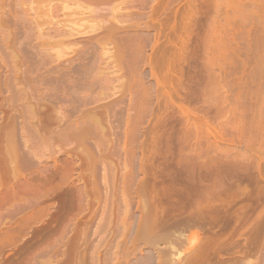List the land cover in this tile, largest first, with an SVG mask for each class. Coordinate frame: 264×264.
I'll list each match as a JSON object with an SVG mask.
<instances>
[{"label": "rangeland", "instance_id": "obj_1", "mask_svg": "<svg viewBox=\"0 0 264 264\" xmlns=\"http://www.w3.org/2000/svg\"><path fill=\"white\" fill-rule=\"evenodd\" d=\"M30 1L31 0H0V86H2L0 87V132H7L9 130V123L13 124V119L15 117L22 122V125L24 121L26 122H24L26 126L30 124V122L27 123V121L30 120L26 117L28 115L27 112L34 110L33 108H35V110L36 108L38 109L39 105L43 108L48 105L47 108L50 109L49 111H54L52 104V106L50 105L52 110L49 108L51 100L48 101L47 97L48 94H51L48 90L50 89L49 87L55 84H51V86L50 83L43 84V81H39V75L42 73L41 75L43 76L45 73L43 71H46L48 67L50 69L54 68V70L51 69L53 71L62 70V67L66 66L69 68V66H73L75 62L77 63V61H75L74 64L71 62H73V60H79L78 57H80L81 54H85V52L87 53L85 54L86 59L89 52L88 58H91L90 54L94 56L90 59L91 63L88 61L89 59L87 60L88 62H84L86 69L88 68V71L90 69L89 73L91 75L89 76H92V78L90 77V83L95 79L93 81L97 82L99 88L103 87L105 90V99L100 103H104L105 101L108 102V99L109 101L113 99L115 101L116 99L119 102L120 99L117 98V96H119L118 94H120L121 91L124 92V90L117 88V85L119 84L120 78L124 80L125 77L119 72L121 70L118 69V71L112 67L117 65L111 64L115 59V55L112 54L114 55L113 60L109 58L111 56H109V54L113 52L116 54L118 52L114 50V48L117 50L116 47L112 49L113 43H110V38L113 35H116L115 38H120L122 30L118 31V29H120L119 25L121 27L122 25L123 27H128V30L126 27V30L122 28L123 32L129 33V35L127 33L126 36L130 37V35H132L131 33H137L138 36L141 35L142 38L148 42L147 43L144 39L139 37L138 38L142 41H134V34L132 35L133 38L131 37L134 43L136 42L139 45L141 42L142 46L141 44L139 46L134 44L138 46V48L140 46L143 48L147 43L144 50L140 48L141 55L139 54L140 62L142 60V64H147L143 66L139 62L137 67L142 65L143 68L147 70L148 75L146 71H144L146 75L144 73L143 75L146 77L148 76L145 80H147V82L152 81V84L150 85L142 81L144 79L142 78L141 72L144 69L141 68L142 66L140 69L138 68L137 77L141 78V81L144 82V87L140 88L145 89L147 97L150 100L145 110V117L142 118L143 120L141 119L142 121H140L138 123L139 125L137 124L135 128L138 134V136L134 134L135 141L132 140V142L135 143L132 144L131 142L133 149H136V151L131 150L135 151L136 153L134 152V154L137 155L131 154L132 157H129L130 154L126 155L127 153H124L125 150L120 148L122 147V143L119 145L120 142L119 144L116 143L119 146L114 145L115 141L113 140L115 138H113V129L109 126L106 128L104 127L105 132L103 131V133L105 134V138L102 139L101 136V142H99V144L103 145H98V149H90L91 146L88 149V147H86L88 144H85L86 146L83 145L85 149L87 148V155H89L94 162L91 166V175L87 173L89 169H86L88 167H86V159L83 156L85 155V153H83L85 149L79 148L75 141H63V143H61L62 141L55 139L57 137H53V133L55 132L52 134L49 133L51 134L49 138L52 137L50 139L47 138L49 134L45 130L48 129L44 130L41 127L43 125L42 122H39V127L47 133H44V131H38L39 133H37L36 128L38 127L35 126H38V124H36L38 122L34 120L37 119L38 116L35 117V119L32 118L33 122L31 121L35 129H33L32 123L30 124L32 127H29V131L33 129L30 134L34 136L28 133V126L25 129L27 132L25 130V132L22 131V127L20 128V132L17 131L19 130V125H21L20 123L18 124L19 121H14V123H17V130H13L15 126L10 125L13 127L12 131L16 130L19 134H21V131L29 134V137H23L27 142L26 144L23 143L26 147L22 145V148H25L24 150L26 152L27 148H32V150L30 149L31 151L28 150L31 152L30 157L32 154H34V156L36 154L38 159L41 157L40 163H42L39 164V160L35 159L33 156V159H35L33 161L35 162L37 160L39 165L34 162L28 163V161L23 162L24 160H21V162L18 160L19 163L16 162V165L18 164L17 171L15 164L13 165L15 174H18L19 177L17 178L18 185L23 184L24 187H28L23 189V196L25 198L34 197L37 201L32 208H24L17 213V216L13 215V219L17 221L28 218V225L26 224L27 226L17 237L18 241H14L13 245L7 247L4 243L0 242V264H6L7 261L13 259L6 256L9 253L15 252H11L9 250L11 248V250L17 251L22 249L25 251L21 261L27 264H40L47 259L44 256H39L38 253L40 252L43 254L48 253V259H51L53 264H60L66 258L68 243L75 231L85 233L90 240L87 242L88 246L86 249V254L87 252L88 254L90 253V257H88L90 259H88L86 255L85 258L87 260L85 264H102L103 249L107 251V262L111 263L115 261L117 257L120 240H122V234H120L122 228L121 230L119 229L122 226L121 222L123 221L124 214H126L124 211L132 212L129 202L133 197V199L136 198L134 190L137 186L143 182L141 185L146 187L145 190L147 195L151 194V199L153 198V201L166 212L172 215L187 216L191 213L195 214L196 211L194 208L196 207L192 205V200L182 205V202H180L182 200L179 199L180 197L178 196L186 186L184 183L186 181L189 183L190 180H193L195 183H198L200 180V185L196 183L198 190L207 191L205 194L202 193L204 196L207 195L208 197V195H210L212 197L211 204H215L220 199H225L227 201L232 200V206H228L231 207V209L227 208V214L225 212H223V214L225 213L224 216H230L231 214L236 215L235 213H237L239 216H236H241V222L242 220L243 222L241 223L239 221L240 224L236 226L238 222H236V224L233 223L235 222L233 218H236L237 221L239 218L231 215L232 218L228 216L223 219V214L221 213L220 216H218L219 222L222 221L221 223H223V221L228 218H231L228 219L229 221H233L231 223L225 222L226 225L223 223L225 227L219 229L221 226H224L221 224V226L218 227L219 230L214 224L215 227L213 230L212 224L210 225V221H208L209 225L207 226H211L213 231H210L211 227H207V232L208 229H210L207 235L206 230H204L206 227L204 226L206 219H203L204 221H202V223L200 222L201 220L197 221V224L194 220L189 221L183 227L184 231L182 238L184 242L179 244V252L184 254V248L190 244L198 246L199 242L206 241L205 239H208L209 235L212 234V232L215 233L214 231L217 230L220 236H224L221 238L223 241L221 240V243L216 242L218 245H215L211 242L212 240L210 241V237L208 239L209 241H207L209 243L211 242V244L206 241L210 245L208 253L206 252L207 255L205 254L206 256H203V260L193 264H264V0H139L140 2L136 0L137 3H135L134 0H113L108 2L109 5L107 3H101V6L98 8L97 6L99 4H94L96 6H90L89 4V8V6H87L88 4L84 1V4L87 5L85 6L83 4V6L91 9V12L93 11L92 19L94 23L102 21L101 23H104V25L101 24L103 31L105 29L104 27H106L107 24L109 25L110 22L109 28L112 30L107 26L104 33L99 31L101 30L99 29L101 26H98V28L93 25L94 23H89L90 26L87 28L95 26L94 28L97 27L99 30H93L92 28V31H96L89 33V30L83 35L80 31L81 36L74 35V32H76L74 31V24H80L81 26V23H85L82 25L83 28L81 27L82 30H84L88 23L87 19L90 20L89 22H93L91 18H88L89 16L87 14H91L84 10L86 8L82 6V1L79 0V3L75 0V3H73L74 0H69L68 3H66L65 1L67 0H64L65 4H68L67 6L62 4L63 0ZM118 1L119 3L121 2V4L125 1L127 5L123 3L125 6H121V4H117ZM139 3L142 5L139 6ZM116 4L119 7L114 8V6H117ZM64 5L68 7V9H64ZM48 6L49 9H47ZM126 8L128 9L126 10ZM99 9L100 11H97ZM121 9L123 13L120 11ZM41 10L43 13L45 12L44 14L49 18L42 16L43 13ZM80 12L83 13L80 15L87 18L76 15V13L78 14ZM115 13H118V15L115 16ZM98 14L102 16H94ZM130 14L133 16L131 15L130 17ZM103 16L107 17V20L105 18H103L105 20H100V17L102 19ZM111 16H113L114 19ZM79 18L81 23H76V20L77 22L80 21ZM119 19L121 21H119ZM72 20H75L72 24L74 27L71 25L67 30L66 26L69 27L72 23L70 21ZM82 20L84 22H82ZM122 20L123 24L121 23ZM115 21L118 26H116L117 24H115ZM63 25H65L66 28ZM98 25H100V23ZM71 27L74 28V32L70 31V29L72 30ZM130 27L132 28L130 29ZM145 27H147V29H144ZM108 29L112 36H109ZM79 30H77L78 34ZM68 31L73 34V37L71 34L67 33ZM101 32L102 36L103 33L105 36L108 35L110 37H108L109 40L105 39L107 37L100 39L102 36L98 33ZM106 32L108 33L106 34ZM67 34L71 35V37ZM94 35H97V37ZM93 36L98 40L97 42ZM85 37H88L87 40L90 38L88 46L87 43L86 46L90 50H92L91 48L93 47V52L90 50H88L89 52L86 51L87 47H84L85 43L83 44L85 51H82V44H80L82 42L80 41H82V39L85 41ZM91 38L93 39L92 42H90ZM121 38H125V36ZM138 38L135 39L137 40ZM111 39L112 42L116 40H114L113 37ZM69 40L71 41L70 44L74 46L75 51L77 47L79 48L80 55L78 50L76 55L72 54L74 52L73 50L71 53L73 46H71L69 50L68 46L65 45L66 48L63 49L64 43H69ZM61 41H63V43ZM75 41L80 43L77 44ZM143 41H145V43ZM72 42H75L77 46ZM91 43L92 46L89 45ZM115 43L117 42L115 41ZM61 49L65 52L63 53ZM24 50H26V53ZM59 50L62 51H60L61 53L66 54L65 56L62 55L63 58H61L62 56L60 54L61 57L57 59V57H55V52H59ZM104 50H107L106 55L108 54V57L103 55ZM67 51L70 52L68 53ZM149 53H151V56L148 55ZM23 55H25V57ZM73 55L79 56L77 58L75 57V59ZM70 56L74 58L70 62L72 65L65 62V59L66 61L71 59ZM81 56L84 57V55ZM25 59H32L34 63L31 60L30 65H28ZM42 63H45V65ZM31 64L32 69H30L31 67L28 68ZM75 65H78V63ZM56 67H58L57 70L55 69ZM67 67L66 70H68ZM149 68L152 70L154 69V71H152L155 72V74L153 73L155 75L153 78L156 77L155 80L159 81L160 84L158 83V85L160 87L157 86L156 81L149 76V74L152 73ZM140 70L141 72H139ZM33 71L35 72L32 73ZM53 71V74L57 73ZM116 71L119 73L117 74ZM59 72L62 73L60 70ZM84 72L86 71H83V73ZM48 74L54 76L51 73ZM86 74L87 76L84 77ZM86 74H83L84 79L86 78L85 81L89 80L88 73ZM46 75L47 74L44 76ZM35 77L39 78L35 80ZM83 77L82 80L84 81ZM160 77L162 78L160 79ZM141 81L139 79L138 83L140 84ZM121 82L124 81L121 80L120 83ZM145 84L148 86L149 90L152 88L151 91L148 92V89L145 88ZM94 85L91 86L90 84L86 86L92 90ZM98 86H95V88ZM114 86L117 89H111V87ZM141 86H143V83ZM60 87L64 86L61 85ZM155 87L158 88L155 89ZM94 89L89 92L84 86L83 90L89 92L92 97L95 90H98ZM157 89L159 91H157ZM52 90L50 89L51 92ZM71 90L72 88L69 89L70 92ZM75 91L76 94L69 92L72 94V101L78 100L81 94H83L76 88ZM75 91L73 90L72 92ZM98 91H96V93ZM102 91L103 90H101V92ZM92 92L93 94H91ZM125 92L127 91L125 90ZM102 93L101 95L103 96L104 93ZM84 95L85 94H83V97ZM90 95L86 94V98L89 101H91ZM127 95L130 98L128 93L123 95V98L127 97ZM97 96L99 98V95ZM128 97L125 99L129 100ZM92 98L95 99L97 97L93 95ZM125 99L120 103L123 106L128 103ZM73 104L77 105L76 103H69V107L68 103H66L65 106L67 105V109L69 108L70 110L73 108ZM120 104L119 106L126 110V106L122 107ZM36 105H38V107ZM71 105L73 106L71 107ZM62 106L64 107V104ZM90 107L92 108L93 105H88L85 110L90 109ZM26 108L32 109L28 111ZM78 108L80 111H78L79 109H75L80 113L73 108L76 111V113L74 110L72 111L75 113V116L81 115L82 107L79 106ZM41 109L36 110V112H39ZM61 110H63V113L67 112L68 118L71 117L68 111H64V109ZM24 111L26 114H23ZM86 111L88 112V110ZM36 112H33V114ZM55 112L56 111L52 113L62 117L63 113L55 114ZM124 112L126 111H123V117H121L120 122L125 120L124 116H126V113ZM37 113L35 115H37ZM130 113L131 112L127 114ZM84 114L86 113L83 111L82 115ZM74 115L72 114V116ZM28 116L30 117V115ZM74 117L69 120L73 122V120L77 118ZM39 121L41 120L39 119ZM105 123L103 122V124ZM7 125L8 128L6 127ZM123 126L124 123H122V127ZM109 128H111L113 132L109 130ZM42 129L38 128V130ZM50 130L49 132H51ZM2 133L4 132L0 133V136H2L0 139V148L3 149L1 152H5L8 146L5 147V145H3L2 147L1 142L3 140V144L6 143V138L3 139V136L7 134L5 135L4 133L3 135ZM8 134L9 137H11L10 130ZM41 136L44 137L41 138ZM9 137L7 136L10 141ZM136 137L138 138L136 139ZM14 139H16V136ZM42 139L44 143H42ZM24 140L22 142H25ZM128 146L132 148L130 144ZM22 148H19V150H21L19 153H22ZM141 159L142 161L140 163L139 160ZM6 162L8 161L6 160ZM138 162L142 166L141 173L137 169ZM4 163L5 161H3V163L0 162L3 167L12 165H5ZM129 165H133L132 167L135 169H133L134 171L131 173L134 175L132 179L130 178L133 175L131 176L129 174L131 177H126L130 170ZM64 168L67 171V175L64 179L63 186L59 190L52 192L48 191V185H43L41 183L43 175H52L54 171L58 169L65 170ZM9 170L10 167L7 169V172H9V174H7L10 176L13 170L12 168L11 172ZM80 172L83 174L81 181L78 183ZM188 175L191 178H189ZM11 176L14 177L15 175ZM9 180H6V182H9ZM12 181L13 178H11L10 183ZM16 181L12 183L15 184ZM193 181L191 182L193 183ZM218 182L220 186L224 184L226 188L230 187V192L235 187L233 190L234 192L228 193L227 196V192L229 191L226 190L227 192L225 193V189L223 190L221 188L220 190ZM232 183L238 184L239 186H237V188L239 187L240 189H237L235 184ZM32 184L33 188L31 187ZM183 184L185 186H182ZM195 186L193 185L192 187L195 189ZM186 187L189 189L191 186L189 185ZM181 188L182 190H180ZM67 190L72 192L75 190L80 191L79 193H81L82 196L80 195L79 202L68 207L65 211L64 218H62L65 220L57 222L56 224L52 221L55 216H57L60 207L59 199ZM2 191L5 193L8 189L1 190V192ZM1 192L0 194H2ZM162 193L163 195L165 194V197H163ZM232 193L235 194V198L232 196ZM193 194V192L189 194L191 197H189L190 199H192ZM189 198H187V200H190ZM246 200L250 202V204L246 202L250 205L248 209H246L247 205H244L246 204ZM243 205L246 211L243 210L244 208L242 209ZM127 209H129V211ZM229 210H233L235 213H228ZM128 214L129 213L126 215ZM8 215L9 214L6 212L3 213V217L7 218ZM257 221L260 225L257 224ZM205 223H207V221ZM233 224L236 226L235 229L233 228ZM255 224L260 226L256 227L257 229L259 228L257 231H255ZM1 227L3 226H0V228ZM3 229L4 228H1L0 231ZM38 230L40 233H37ZM4 231L5 230H3V232ZM3 232L0 236L3 235ZM205 233L206 235H204ZM216 233L214 235H216ZM60 234L62 235L61 238H59ZM37 237L40 238L39 242L37 241ZM215 237L216 236H214V238ZM17 238L15 240H17ZM95 250L96 253H100L99 258L95 256V252L93 253ZM88 260L91 262L88 263Z\"/></svg>", "mask_w": 264, "mask_h": 264}, {"label": "bare ground", "instance_id": "obj_2", "mask_svg": "<svg viewBox=\"0 0 264 264\" xmlns=\"http://www.w3.org/2000/svg\"><path fill=\"white\" fill-rule=\"evenodd\" d=\"M52 1V0H51ZM68 1L69 0H67V1H65L66 3H68ZM79 3H80V1H82L81 3H82V6H83V4L86 2L87 4V6H89V4H90V6H93L94 4H99L98 6H97V8L99 7V6H101L100 4L101 3H107L108 5H109V3L108 2H111V1H113V0H77ZM85 1V2H84ZM119 1H121V0H119ZM119 1H118V3L117 4H121V2L119 3ZM127 1V0H126ZM129 1H131V0H129ZM133 1V0H132ZM135 1V3H137V1L136 0H134ZM139 1V0H138ZM30 2H34L33 0H31ZM48 2V1H47ZM65 2H64V0L62 1V4H65ZM71 2H73V1H71ZM115 2V1H114ZM140 2V1H139ZM73 3H75V0H74V2ZM116 3V2H115ZM123 3H125V1H123L122 2V4H121V6L122 5H124ZM127 3V2H126ZM125 3V5H127ZM133 3V2H132ZM131 3V4H132ZM29 4H31V3H29ZM28 4V5H29ZM34 4V3H33ZM50 4V3H49ZM107 4H106V6H107ZM116 4V5H117ZM140 5L139 6H141L142 4L141 3H139ZM32 5V4H31ZM31 5H29V6H31ZM46 5V4H45ZM47 5H48V3H47ZM66 5V4H65ZM64 5V9H68V7H66ZM74 5V4H73ZM80 5V4H79ZM85 5V4H84ZM85 5V6H86ZM124 5V6H125ZM50 6V5H49ZM49 6H48V8L47 9H49ZM76 6V5H75ZM90 6H89V8H90ZM94 6H96V5H94ZM110 6H112V5H110ZM124 6H123V8H124ZM138 6V5H137ZM71 7V6H70ZM84 7V6H83ZM115 7H119L118 5L117 6H114V8ZM51 8V7H50ZM76 8V7H75ZM84 8H86V9H84ZM84 8H82V9H84L85 11H87V13L89 12L91 15H89V14H87L89 17L88 18H91L92 19V12H91V9H89L88 7H84ZM104 8V7H103ZM108 8H110V7H108ZM105 9V8H104ZM112 9V8H111ZM128 8H126V10H127ZM51 10V9H50ZM84 10H82V11H84ZM90 10V11H89ZM102 10V9H101ZM106 10H107V7H106ZM110 10V9H109ZM44 11V10H43ZM84 11V12H85ZM97 11H100V9L99 10H97ZM104 11V10H103ZM111 11V10H110ZM113 11H115V10H113ZM122 13H123V11H122V9L120 10ZM119 11V12H120ZM124 11H125V9H124ZM41 12H42V10H41ZM50 12V11H49ZM48 12V13H49ZM73 12V11H72ZM76 12V11H75ZM96 12V11H95ZM43 13V12H42ZM45 13V12H44ZM43 13V15L42 16H44V17H48L46 14H44ZM97 13H99V12H97ZM110 13H112V12H110ZM114 13V12H113ZM130 13V12H129ZM128 13V14H129ZM80 14H83V13H76V15L78 16H83V15H80ZM96 14V13H95ZM101 14V13H100ZM116 14V13H115ZM120 14V13H119ZM118 15V13L115 15V16H117ZM131 15L132 14H130L129 16L131 17ZM91 16V17H90ZM94 16H102V15H94ZM107 16V15H106ZM110 16V15H109ZM114 16V15H113ZM113 16H111V17H113ZM114 16V17H115ZM120 16V15H119ZM127 16V15H126ZM133 16V15H132ZM85 16H83V18H84ZM108 17V16H107ZM107 17H102V19H101V17H100V20H105ZM114 17H113V19H114ZM122 17H123V14H122ZM49 18V17H48ZM85 18H87V17H85ZM103 18H105V19H103ZM110 18V17H109ZM115 18H117V17H115ZM125 18V17H124ZM112 19V18H111ZM79 20H80V18H79ZM84 20V19H83ZM82 20V22H84ZM86 20V19H85ZM95 20V19H94ZM107 20V19H106ZM75 21V20H74ZM74 21L72 20V21H70V22H72L70 25H69V27L68 26H66L65 27V25H63L67 30L70 28V26L74 23ZM90 20H88L87 19V26H86V28L84 29V30H82V25H84L85 23H81V20L79 21V22H77V20H76V23H81L82 25L80 26V24H74V26H75V30H74V28H72V30L70 29V31H76V32H74L75 34V36H81V34L83 35L84 33L86 34L89 30V33L90 32H95V31H92V28H93V30L94 29H98L100 26H101V22H98V23H94V21H93V19H92V23L91 22H89ZM96 21V20H95ZM98 21V20H97ZM109 21V20H108ZM116 21H118V20H116ZM115 21V24H117V22ZM119 21H121L120 19H119ZM112 22V21H111ZM89 23L90 24H93V25H95V26H99L98 28L96 27V28H94L95 26H93V27H90V28H87V27H89L90 25H89ZM100 23V25H98ZM119 23V22H118ZM122 24H123V20H122V22H121ZM65 24V23H64ZM68 24V23H67ZM121 24V25H122ZM102 25H104V23L102 24ZM109 25H110V22H109ZM108 24H107V26H108V28L110 27ZM58 26V25H57ZM73 26V25H72ZM73 26V27H74ZM77 26V27H76ZM80 26V27H79ZM107 26L106 27H104L105 29L107 28ZM116 26H118V24L116 25ZM140 26V25H139ZM82 27V28H81ZM85 27V26H84ZM102 27V26H101ZM99 28V29H101V30H99V31H102V29H103V27L102 28ZM119 27H120V29H118V31L120 30H122V32H121V36H120V38H115L116 37V35L114 36H112L111 35V33H110V30H112V29H108L109 31V33L108 32H106V34L108 33V34H110L109 36H112L113 37V39L118 43V46H117V43H115V41L114 42H112L111 40V38L108 36V35H104V33H105V29L102 31V32H104L103 33V36H102V32L101 33H98L100 36H102L100 39H103V37H107V38H105V39H108L109 40V38H110V43H113L112 45V49H113V47H116L117 48V50L114 48V50L115 51H118L116 54H115V52H113V53H111V54H109V58H112V60H113V58H114V55H115V59H114V61H115V63H114V61H112L111 62V64L113 63V64H117L116 66H112V67H114L115 68V70H121V71H119L121 74H122V76H124V77H122V78H124V80L123 79H121L120 78V81L122 80V81H124V82H121L120 83V81H119V84L117 85V88H121L122 90H124V92L123 91H121L120 92V89H119V92H120V94H118L119 96H117V98H119L118 100H119V102L115 99V101H114V99L112 100V101H109V99L107 100L108 102H104V103H100L103 99H105V93H104V88L103 87H101V88H99V86L97 85V82L96 81H93V80H95V79H93L92 81H93V84H92V81H91V83H90V77L92 78V76H89V75H91L89 72H90V69H89V71L86 69V65L84 66V64L86 63L85 61H87L88 59V61H90V63H91V60L90 59H92V57H94V56H92L93 54H90L91 55V58L89 57L88 58V56H89V51L88 50H90V49H88V41H89V39L87 40V38L90 36H88V37H85V41H83V39H84V37H83V39H82V41H80V42H82V43H80V42H76V41H78V40H76L75 42L78 44V43H80V44H82L81 46H82V48H83V44H84V47L86 46V43H87V52H89L88 53V55H87V59H86V55L85 54H87L86 52H85V54H81V55H84V57L83 56H81L80 55V51H79V48L77 47L76 48V51H75V49H74V46L73 45H71L70 43H71V41L69 40L68 42L69 43H67L66 42V44L64 43V46H63V49L64 48H66L65 47V45L66 46H68V49L70 50L71 49V46H73V49H71V53L72 54H74V55H76L77 53V50H78V52H79V55H80V57H78V56H74L73 55V57L75 58H77L78 57V59L80 60H73L74 58L73 57H71L70 56V60L68 61H66V59H65V62H68L69 64H70V62H71V60H73V62H71V63H73L74 64V62L75 61H77V63H78V65H75V64H77L76 62H75V64L73 65V66H69V68H68V70H66V67H62L63 69L61 70V69H59L62 73H60L59 72V70L58 71H53L54 70V68H51V69H53V70H51L49 67H48V69H49V71H48V69L46 70L47 71V73H46V71H43V72H45L44 73V75L45 74H47L46 76H42L41 74L39 75L40 76V80L39 81H43V84L44 83H50V86H51V84H55V85H52L51 87H49L51 90H52V92L50 91V89H48L49 90V92L51 93L50 95L48 94V101H50L51 100V102H50V104H49V108H51V106L52 107H54L53 108V110L54 111H56L55 112V114H57V113H63V110H61V109H64V111H68V113L70 114L69 116H71L70 118H68V114H66V113H63V115H62V117H60V115H54L52 112H54V111H52V112H50L49 110L50 109H48L47 108V103H46V107H42V106H40L39 104V107H38V105H36L37 107H38V109L36 108V110H39V109H41L38 113L36 112V110H35V108H33L34 110H32L33 112H36L37 113V115H35L36 113H34L33 114V112L31 111V109H28V108H26V109H28V111L30 110L31 112H27V114L28 115H30V117L27 115H25L26 117H28L29 119V121H27V123L28 122H30V124L33 122V120H32V118H34L35 119V117H40V118H38L37 117V119H35L34 121L36 122V120H37V122L38 123H36V124H38V126L36 125L35 127H38L39 129H48V130H45V131H47L48 132V134L49 133H53V132H55V133H53L54 135H56V136H54L53 135V137L55 138V137H57V138H55V139H59L60 141H62L61 143H63V141H66V142H70V140L71 141H75V142H77V145H78V147L80 148L81 147V149H85L84 147L86 146L85 144H88V146H86V147H88V149L90 148V146H91V148L90 149H98V145H103V144H99V142H101L100 140H101V136H102V139H104L105 137V134L103 133V131H104V129L107 127V126H109V127H111L112 129H113V131L111 130V128H109V130H111L112 132H113V135H114V137L113 138H115L113 141H115L114 143V145H117V144H119V142H120V144L119 145H121V143H122V147H120V148H122V149H124L125 150V152L124 153H127L126 155H129L130 154V156L129 157H132L131 156V154L133 155L134 154V152L136 151V149H133V146H132V144H134L133 142H132V140H134L135 141V137H134V134H137V132H136V126H137V124L140 122V121H142L143 119L142 118H144L145 116H144V114H145V110L147 109V105H148V103H149V100L150 99H148V97H147V93L145 92V89L144 88H140V87H144V82H146V83H148V84H152L150 81V83L149 82H147V80H145L147 77L146 76H144L143 75V73H144V71H146V74L148 75V72H147V70H145L144 68H143V66H145L144 65V63L142 64V60H141V62H140V60H139V54L141 53V51H140V48H142L141 46H142V44H141V42H140V44H141V46L138 48V46L140 45H138L136 42H139V38H142V36L140 37V36H138V34L136 33H131L132 35L134 34V38H133V36L132 35H130V37L129 36H126V34L128 33H125V31L123 32V29L124 30H128V27H126V29H125V27H123V25H122V27L119 25ZM76 28H78V29H76ZM123 28V29H122ZM132 27H130V29H131ZM137 28V27H136ZM79 29H81V30H79ZM144 29H147V27H145ZM66 30V31H67ZM77 30H79L78 32H79V34L77 33ZM87 30V31H86ZM142 30V29H141ZM70 31H68L67 33L68 34H71V32ZM80 31H81V34H80ZM86 31V32H85ZM72 32V33H73ZM83 32V33H82ZM134 32V31H133ZM136 32V31H135ZM88 33V34H89ZM124 33H125V35H124ZM67 34V35H68ZM77 34V35H76ZM97 34V35H98ZM114 34V33H113ZM72 35V37H73V34H71ZM71 35H68V36H70L71 37ZM97 35L95 36V37H97ZM125 36V38H121V37H124ZM128 35H129V33H128ZM135 35H136V37H135ZM93 36V37H94ZM65 37V36H64ZM91 37V36H90ZM94 37V39L96 40V42L98 41L96 38ZM109 37V38H108ZM127 37H129V38H127ZM133 38V40L134 41H136L135 43H134V41H132V38ZM139 37V38H138ZM61 38V37H60ZM135 38H138L137 40L135 39ZM130 39V40H129ZM142 39H144V38H142ZM68 40V39H67ZM94 40V41H95ZM145 40V39H144ZM74 41V40H73ZM93 41V39L91 38V40H90V42H92ZM140 41H142V40H140ZM146 41V40H145ZM145 41H143L144 43H145ZM62 43H63V41H61ZM60 42V43H61ZM75 42H72V43H74V45H76V43ZM147 42V41H146ZM148 43V42H147ZM146 43V44H147ZM70 44V45H69ZM116 44V45H115ZM134 44H136V45H138V46H135ZM145 44V45H146ZM90 46H92V43L91 44H89ZM145 45L143 46V50H144V47H145ZM70 46V47H69ZM77 46V45H76ZM90 46H89V48H90ZM94 46V45H93ZM80 49H81V47H80ZM85 48H83V52L85 51L84 50ZM92 50H90L91 52H93V47L91 48ZM141 49V50H142ZM62 50V49H61ZM61 50H59V52L58 51H56L55 52V57H57V59L59 58V57H61L62 55L63 56H65V54H63L65 51L64 50H62L63 51V53H61L62 51ZM73 50V51H72ZM113 50V51H114ZM25 51V53H26V50H24ZM61 51V52H60ZM81 51V52H82ZM107 51V50H106ZM106 51L104 50L103 52V55H105V56H107L106 55ZM112 51V50H111ZM68 52V51H67ZM70 52V51H69ZM68 52V53H69ZM82 52V53H83ZM144 52V51H143ZM24 53V52H23ZM27 53H30V52H27ZM107 53H109V52H107ZM60 54H61V56H60ZM112 54H114V55H112ZM151 53H149L148 55H150ZM25 55H28V54H25ZM25 55H23L24 57H25ZM68 55V54H67ZM117 55V56H116ZM141 55V54H140ZM63 56L61 57V58H63ZM69 56V55H68ZM144 56V55H143ZM151 56V55H150ZM175 56V55H174ZM108 57V56H107ZM75 58V59H76ZM141 58V57H140ZM27 59H28V57H27ZM107 59V58H106ZM161 59V58H160ZM26 60V59H25ZM32 60V59H31ZM31 60H26V62L28 63V65H30V63H31ZM174 60H176V59H174ZM30 61V62H29ZM33 61V60H32ZM59 61H61V60H59ZM58 61V62H59ZM80 63H79V62ZM87 61V62H88ZM146 61V60H145ZM144 61V62H145ZM85 62V63H84ZM141 63L142 65V67L141 66H139V67H137V65H138V63ZM33 63H34V61H33ZM32 63V64H33ZM36 63V62H35ZM61 63V62H60ZM32 64H31V66H29L28 68H30V69H32ZM43 65H45V63H42ZM150 64V63H149ZM58 65V64H57ZM62 65V64H61ZM70 65H72V64H70ZM60 66V65H59ZM148 66V65H147ZM152 66V65H151ZM51 67V66H50ZM140 67L141 68H143V69H141V70H143L142 72H141V70L139 71V72H141L142 73V76L141 75H139L140 77H142L144 80H142L141 78H139V77H137V75H138V68L140 69ZM149 67V66H148ZM27 68V67H26ZM27 68V69H28ZM36 68V67H35ZM57 68L58 67H56L55 69L57 70ZM65 68V69H64ZM84 68H85V70H84ZM113 68V69H114ZM117 68V69H116ZM153 68V67H152ZM44 69V68H43ZM82 69H83V71H86V72H84L83 73V71H82ZM150 70H151V72L152 71H154V69L152 70L151 68H149ZM35 70V69H34ZM37 70V69H36ZM64 70H66L65 72H63ZM32 71V70H31ZM39 71H40V68H39ZM52 71L53 72H57V73H52ZM88 71V72H87ZM149 71V70H148ZM26 72H27V70H26ZM35 71H33L32 73H34ZM59 72V73H58ZM115 72V71H114ZM118 72V73H119ZM25 73V72H24ZM48 73H51L52 75H54V76H51L50 74H48ZM86 74V73H88V76H89V80H87V81H85L86 80V78L84 79V77H86L87 76V74L83 77V74ZM116 73H117V71H116ZM117 73V74H118ZM140 73V74H141ZM155 72H152V73H150L149 74V76H151V78H153L155 75ZM36 74V73H35ZM82 74V75H81ZM98 74V73H97ZM145 74V73H144ZM145 74V75H146ZM153 74V75H152ZM98 75H100V74H98ZM114 75V74H113ZM83 77V79H84V81L82 80V77ZM145 77V78H144ZM36 78L38 79L39 77H35V80H36ZM140 79V81L142 80V81H144V82H142L141 81V83L139 84L138 83V81H139V79ZM150 78V77H149ZM162 77H160V79H161ZM88 79V78H87ZM126 79H127V81H126ZM154 80L156 79V77L155 78H153ZM116 80V79H115ZM119 80V79H118ZM149 80V79H148ZM126 81V82H125ZM156 81V80H155ZM154 81V82H155ZM87 84H86V83ZM96 82V83H95ZM115 82V81H114ZM1 83V82H0ZM69 83V84H68ZM73 84V85H71V84ZM99 83H100V81H99ZM142 83H143V86H141L142 85ZM158 83H159V81L157 80L156 81V84H157V86H159L158 85ZM89 86L90 84H91V86H93L94 84H96V85H94V87H92L93 89L95 88V86H98L97 88H95V89H98V90H100V91H98V90H95V93L93 94V92L91 93V94H93L94 95V97H97V98H92L93 97V95H92V97H91V95H90V91H93V89L92 90H90L87 86ZM89 84V85H88ZM112 84V83H111ZM155 84V83H154ZM160 84V83H159ZM3 85V84H2ZM41 85V84H40ZM47 85V84H46ZM64 86V87H60V86ZM100 85V84H99ZM102 85V84H101ZM140 85V86H139ZM150 85H149V88H150ZM162 85V84H161ZM49 86V85H48ZM57 86V87H56ZM74 88H73V87ZM84 86H85V89L87 90H89V92H87L86 90H83L84 89ZM107 86V85H106ZM122 86H123V88H122ZM145 86H146V84H145ZM156 86V85H155ZM0 87H2V86H0ZM54 87V88H53ZM87 87V88H86ZM107 87H109V86H107ZM160 87V86H159ZM70 88H72V90H71V92L69 91V89ZM75 88L77 89V90H80V93H83V94H85L84 95V97H83V94H81V96L78 98V100H74V101H72V94H70V93H75L76 94V91H75ZM103 88V89H102ZM113 88H116L115 86L114 87H111V89H113ZM116 88V89H117ZM145 88H147L148 89V86H146ZM156 88H158V87H155V89ZM107 89V88H106ZM151 89L152 88H150V90L148 89V92L149 91H151ZM75 91V92H72V91ZM101 90H103L102 92L104 93H102L101 92ZM114 90V89H113ZM112 90V91H113ZM125 90L127 91V92H125ZM81 91H84V92H87V93H84V92H81ZM96 91H98L97 93H96ZM109 91H110V89H109ZM157 91H159L158 89H157ZM48 92V93H49ZM70 92V93H69ZM103 94V96L101 95V93ZM116 92V91H115ZM69 93V94H68ZM100 93V94H99ZM108 93H110V92H108ZM126 93H128L129 94V96H130V98L128 97V95H127V97H128V99L129 100H127V99H125V98H127V97H124L123 98V95H125ZM74 94V95H75ZM78 94V93H77ZM86 94H88V95H90V97H91V101H89L86 97ZM116 94V93H115ZM115 94H113V95H115ZM47 95V94H46ZM45 95V96H46ZM79 95V94H78ZM97 95H99V98H98V96ZM107 95V94H106ZM121 95H122V98H121ZM149 95V94H148ZM107 96H110V95H107ZM74 97H77V96H74ZM89 97V96H88ZM89 97V98H90ZM101 97H104V98H101ZM110 97H112V96H110ZM110 97H108V98H110ZM93 99V100H92ZM106 99H107V97H106ZM123 99H125V101L127 100V102L128 103H126V104H124V106H126L125 108H126V110L125 109H122L121 108V106H119V104L120 103H122L121 101L123 100ZM72 101V102H71ZM117 101V102H116ZM103 102V101H102ZM113 102V103H112ZM124 102V101H123ZM66 103H68V105H69V103H76L77 105H71V107L73 106V108L75 109H79L78 107L79 106H81L82 108V112L84 111L86 114H84V115H82V112H81V115L79 114V116H81V117H79L78 115V117L77 116H75L74 114L76 113V111L72 108V109H70L69 110V108L67 109V105L65 106V104ZM119 103V104H118ZM52 104V105H51ZM64 104V107L62 106ZM51 105V106H50ZM88 105L90 106V105H93V107L91 108L90 107V109H86V110H88V112L85 110V108H87L88 107ZM120 105H122V104H120ZM34 106V105H33ZM85 106H87V107H84ZM123 105H122V107H124ZM31 107V106H30ZM35 107V106H34ZM69 107H70V105H69ZM84 108V109H83ZM51 110H52V108H51ZM57 110H61V111H57ZM75 111V113L74 112H72V111ZM27 111V110H26ZM78 111H80V109L78 110ZM77 111V112H78ZM123 111H126V112H124V113H126V116H124L125 118V120L122 122H120V120H121V117H123L122 116V114H123ZM129 112H131L130 114H127V113H129ZM30 113V114H29ZM78 113H80V112H78ZM23 114H26V112L24 111L23 112ZM22 114V115H23ZM65 114V115H64ZM72 114L75 116H72ZM103 114H104V116H103ZM32 115V116H31ZM39 115H41V116H39ZM53 115V116H52ZM15 117V116H14ZM13 117V118H14ZM72 117H74V118H76V119H74L73 120V122L71 121V120H69V119H71ZM105 117V118H104ZM12 118V119H13ZM16 118V117H15ZM15 118L13 119L15 122H18L19 120H17V118H16V120H15ZM20 118V117H19ZM27 119V118H26ZM39 119L41 120V121H39ZM142 119V120H141ZM23 120V119H22ZM25 120V119H24ZM14 121H13V124L11 123H9V128H8V125L6 126L9 130H10V136L11 137H9V134H8V132H9V130L7 131V132H5V131H1V132H4L5 133V135L6 136H3V139H5L6 140V143H4L3 144V140H2V142H1V145H2V147H3V145H5V147L6 146H8L6 149H5V152H1V151H3V149L2 148H0V162H2L3 163V161H5V165H11V166H7V167H3L2 166V164H0V166H2V167H0V192H1V190H7L8 189V191L7 192H1L2 194H0V226H3V227H1V228H4L3 230H5L4 232H3V230L2 231H0L1 233L0 234H2V232H3V235L2 236H0V242H2V243H4V245L5 246H7V247H9L10 245H13V243H14V241L16 242V241H18V235L21 233V231L28 225L27 224V221L29 220L28 218H25V219H23V220H20V221H17V220H15V219H13V215H15V216H17V213L19 212V211H21V210H23L24 208H27V207H29V208H32L33 206H35V203H36V199L34 198V197H31V198H25L24 196H23V189L24 188H28V187H24L23 186V184H19L18 185V179L17 178H19L18 177V174H15V168L13 169V165L15 164V167H16V171H17V165H16V162L17 163H19V161H23V162H27L28 161V163H31V162H34L33 160H35V159H37V160H39V164H41L40 163V158L41 157H39V159H38V156L35 154V156L37 157H35L34 156V154H32V156L30 157V153L31 152H29V151H31L32 150V148H27L26 150H27V152L24 150L25 148H22V145L24 146V147H26L24 144H26V142L27 141H25L24 140V136H28L29 134H30V132L33 130V129H35V127H34V125H33V123L31 124V125H33V129H30V131H29V127L31 128L32 126L30 125V124H28L27 126H28V133H24L26 130V122L24 123L23 122V125H22V122L21 121H19L18 122V124L20 123L21 125H19L20 127L18 128L19 130H17V123H14ZM32 121V122H31ZM71 121V122H70ZM11 122H12V120H11ZM39 122H42V128L41 127H39ZM103 122L105 123V124H103ZM122 123H124V126L122 127ZM25 124V125H24ZM141 124V123H140ZM12 125H14L15 127L13 128V127H11ZM139 125V124H138ZM22 127V128H21ZM105 127V128H104ZM12 128H13V130L14 129H16L17 131H19L20 132V128H21V130L22 131H24V132H22L21 131V134L23 135H21V134H19L16 130L15 131H12ZM38 128H36L37 130V133H39L38 131H40V132H42V131H44L43 129L42 130H38ZM138 128V127H137ZM5 129V130H6ZM51 129V130H50ZM135 129V130H134ZM49 130L51 131V132H49ZM116 130V131H115ZM117 130H119V131H117ZM26 131V132H27ZM35 131V132H36ZM44 131V133H47V132H45ZM122 131V132H121ZM136 132V133H134V132ZM0 132V133H1ZM105 132V131H104ZM4 133H2L3 135H4ZM32 133V132H31ZM34 133V132H33ZM1 134V135H2ZM25 134V135H24ZM51 134H49L48 136H47V138H49V136L51 135ZM102 134H104V135H102ZM123 134V135H122ZM30 135H32V134H30ZM35 135H36V137H37V134L35 133ZM43 135V134H42ZM7 136L9 137V139H10V141L8 140V138H7ZM16 136V139H14V137ZM32 136H34V135H32ZM31 136V137H32ZM39 136H40V134H39ZM39 136H38V138H39ZM111 136H112V133H111ZM136 136V135H135ZM137 136H138V134H137ZM1 137L2 136H0V139H1ZM29 137V136H28ZM44 136H41V138H43ZM52 137V136H51ZM50 137V138H51ZM49 138V139H50ZM138 137H136V139H137ZM40 139V138H39ZM46 139V138H45ZM8 140V141H7ZM25 141V142H22V141ZM26 140H27V138H26ZM43 140V139H42ZM48 140V139H47ZM47 140H45V141H47ZM58 140V141H59ZM1 141V140H0ZM40 141V140H39ZM60 141H59V143H60ZM87 141H90V142H87ZM131 142H132V144H131ZM137 142V141H136ZM24 143V144H23ZM41 143V142H40ZM42 143H44V140H43V142ZM42 143H41V145H42ZM117 143V144H116ZM29 144V143H28ZM131 145L132 146V148H129L130 146H128V145ZM44 145V144H43ZM83 145H85V146H83ZM92 145H93V147H92ZM119 145H117V146H119ZM95 146V147H94ZM29 147V146H28ZM33 147V146H32ZM97 147V148H96ZM101 147V146H100ZM103 147V146H102ZM128 147V148H127ZM19 148H22V153H19V151H21V150H19ZM136 148V147H135ZM31 149V150H30ZM34 149V148H33ZM80 149V150H81ZM135 150V151H132V150ZM29 150V151H28ZM87 150V148L85 149V150H83V151H85V152H83V153H85V155H83L84 157H85V163H86V167H88V168H86V169H89V170H87V173H89L90 175L92 174V170H91V166L93 165V159H91L90 158V156L89 155H87V153H88V151H86ZM29 152V153H28ZM136 153V152H135ZM139 154H141V153H139ZM134 155H137V154H134ZM33 156H34V158L35 159H33ZM83 157V158H84ZM128 157V158H129ZM137 158V157H136ZM6 160L8 161V162H6ZM19 160V161H18ZM37 160L34 162V163H36V164H38V162H37ZM21 161V162H22ZM140 161V163H141V161H142V159L141 160H139ZM10 163V164H9ZM38 164V165H39ZM138 164V171L141 173V165L139 164V162L137 163ZM130 166V170L128 171L129 173L127 174V178H128V176H129V178L133 175V174H131L132 173V171H134L135 169L131 166V165H129ZM8 167H10V172H11V168H12V170L14 171H12L13 172V174H12V172L10 173V176L8 175L9 174V172H7V169H8ZM61 169H63V168H61ZM65 169V168H64ZM134 169V170H133ZM186 169V168H185ZM187 172V171H186ZM8 173V174H7ZM134 173V172H133ZM5 174H7V175H5ZM82 172H80V174H79V176H80V179H78V183L81 181V178H82ZM131 176H130V175ZM185 174V173H184ZM11 175H15L14 177L13 176H11ZM16 175H17V177H16ZM20 175V174H19ZM66 175H67V171H66V169L65 170H60V169H58V170H56V171H54V174H52V175H43V178H42V180H41V183L43 184V185H48V187H47V190L48 191H56V190H59L62 186H63V182H64V179H65V177H66ZM186 175V174H185ZM10 177V178H8V177ZM187 176V175H186ZM189 176V175H188ZM6 178H8V179H6ZM11 178H13V181L15 182L16 181V179H17V181H16V183L14 184V183H10V181H11ZM132 178H134V175L130 178V179H132ZM189 178H191L190 176H189ZM192 178H193V176H192ZM217 178V177H216ZM10 179V180H9ZM186 179V178H185ZM196 179V178H195ZM6 180H9V182L7 181L6 182ZM62 180V181H61ZM187 180V179H186ZM191 181H193V180H190V182L189 183H191V184H189L188 183V181H186L184 184L186 185V186H191L189 189H188V187H186L184 184L182 185V186H185L184 188H183V190H182V188L180 189V190H182L181 191V194H179L180 193V191H179V196H178V194H177V196L178 197H180L179 199H181L182 201H180V202H182L181 204L183 205V204H185V202H187V201H190L191 202V200H192V205L194 206V207H196V208H194L195 209V211H196V213L194 214V213H191L190 215H187V216H180V215H172L171 213H168V212H166L165 210H163L158 204H156L155 203V201H153V198L151 199V197H150V195L148 194L147 195V193H146V190H145V188L146 187H144V185H141V184H143V182L142 183H140L138 186H137V188L134 190L135 191V199H133L132 198V200H130V205H131V208H132V212H126V210L124 211L126 214L127 213H129L128 215H126V214H124V218H123V221L121 222L122 224V226L121 225H119V226H121L120 227V229L119 230H121V228H122V232H120V234H122V240H120V247L118 248V252H117V257L115 258V261H113V262H111V263H108L107 261V258H106V256H107V251H105V249H103V251H102V253H103V260H102V264H193V263H197V262H199V261H201V260H203L204 259V257L203 256H206L207 255V253H208V249H209V244H211V242H213L215 245H218L216 242H219V243H221L223 240L221 239L222 238V236L223 235H219V233H218V231L217 230H215L214 232L216 233V231H217V233H216V235H214L215 233H213L212 232V234H210L209 235V237H208V239L210 238V243L208 242L209 240L206 238L205 240L209 243H207L206 241H202L201 243H204V244H201L200 242H199V245L198 246H194V244H190V245H188L186 248H184V254H182V253H180L179 252V244H182L183 242H184V239L182 238L183 237V231H184V229H183V227L185 226V224L187 223V222H189V221H192V220H194V222H196V224L198 223L197 221H199V220H201L200 222L202 223V221H204L205 219V222L207 221V223H205L204 222V226H206L205 228H204V230H206V232H207V227L209 228V227H211V226H207V225H209V222L208 221H210V225L212 224V227H213V230H214V227L215 226H217V229H218V227H220L221 226V224H225V222H227V223H231L233 220H235V222H233V223H235L236 224V222H238L237 224H236V226L237 225H239L240 224V222H241V216L240 217H237L236 215H238L239 216V214H237V213H235V211L233 212V210L231 211V210H229V212L228 213H235L236 215H234V214H231L233 217H237V218H239L238 219V221L236 220V218L234 219L233 218V220L232 221H229L228 219H231L232 218V216L230 215H227V216H224L225 215V213L228 211V210H226L227 208L229 209H231V207H228V206H232V204H233V202H231L232 200H230V201H227V200H225V199H220L218 202H216L215 204H211V196L210 195H208V197H207V195L206 196H204L203 195V193L205 194V193H207V191L206 190H198V187H197V184H199L200 183V180L198 181V183L196 184L194 181H193V183L191 182ZM214 181V180H213ZM216 181V180H215ZM196 184V186H195V184ZM221 183V182H220ZM189 184V185H188ZM196 187L195 189H194V187H192L193 185ZM218 184H219V182H218ZM232 184H235V183H232ZM23 187H22V186ZM200 185V184H199ZM216 185H217V182H216ZM35 186V185H34ZM223 186H224V188H223ZM235 186H236V188H237V186H239L238 184L236 185L235 184ZM29 187H30V185H29ZM32 188H33V184H32V186H31ZM200 187V186H199ZM217 187V186H216ZM219 188H220V190H221V188L224 190V192L226 193L227 191H229V192H227V196H228V193H231L233 190H234V188H233V190L230 192V190H229V188H226V186L224 185V184H222V186H220V184H219V186H218ZM70 188V187H69ZM68 188V189H69ZM193 188V189H192ZM192 189V190H191ZM205 189V188H204ZM206 189H207V187H206ZM231 189V188H230ZM237 189H240L239 187L237 188ZM208 190V189H207ZM222 190V191H223ZM227 190V191H226ZM236 190V189H235ZM245 190V189H244ZM206 191V192H205ZM243 191V190H242ZM80 191H69V190H67V191H65V193L62 195V197L60 196V199H59V201H60V207H59V210H58V213H57V216H55V218L53 219V221L52 222H54V223H56L57 224V222H60V221H63V220H65V219H62V218H64L63 216H64V213H65V211L68 209V207H70V206H72L73 204H75V203H77V202H79L80 201V197L82 196V194L81 193H79ZM191 192H193L194 194H193V197H192V199H190L191 197L189 196V194L191 193ZM203 192V193H202ZM234 192V191H233ZM239 192V191H238ZM4 193V194H3ZM240 193V192H239ZM233 194V193H232ZM244 194V193H243ZM246 194V193H245ZM81 195V196H80ZM162 195H163V193H162ZM165 195V194H164ZM163 195V197H165ZM226 196V195H225ZM230 197H234L235 196V194H233L232 196L231 195H229ZM245 196V195H244ZM248 196V195H247ZM190 197V198H189ZM250 197V196H249ZM187 198H189L190 200H187ZM227 198H229V197H227ZM235 198V197H234ZM245 198V197H244ZM233 199V198H232ZM246 199V198H245ZM244 199V200H245ZM218 200V199H217ZM230 202V203H229ZM246 202H248L249 204H250V202H249V200H246L245 201V203ZM248 203H246V204H244L245 206H246V209H248V207L250 206ZM231 204V205H230ZM188 205V204H187ZM244 205L242 206V209L244 210V211H246V209H245V207H244ZM184 207V206H183ZM134 209V210H133ZM128 211H129V209H127ZM2 212V213H1ZM8 213L9 215H8V217L6 218V217H3V213ZM223 212H225L224 214H223ZM183 213V212H182ZM223 214L222 216H223V219H224V217H231V218H228V219H226L225 221H223V223H221V222H219V217L218 216H220V214ZM227 214V213H226ZM179 216V217H178ZM222 216H221V219H222ZM217 218V219H216ZM204 219V220H203ZM222 219V220H223ZM243 219V218H242ZM240 221V222H239ZM199 222V223H200ZM212 222V223H211ZM242 222H243V220H242ZM241 222V223H242ZM260 222V221H259ZM200 223V224H201ZM27 224V225H26ZM215 226H214V225ZM223 224V225H224ZM235 224H233V228L235 229L236 228V226H235ZM257 224H259L260 225V223H258V221H257ZM257 224H255V231H257L258 229L256 228L258 225ZM226 225V224H225ZM225 225L224 226H221L219 229H223V227H225ZM5 226H6V228H5ZM212 227L210 228V229H208V232H209V230L210 231H213L212 230ZM258 227H260V226H258ZM0 228V229H1ZM218 229V230H219ZM254 229V228H253ZM117 231V230H116ZM254 231V230H253ZM40 233V231L38 230L37 231V233ZM118 232V231H117ZM116 232V233H117ZM207 232V235L209 234ZM119 234V235H120ZM204 235H206V233L204 234ZM113 236V235H112ZM121 236V235H120ZM119 236V237H120ZM214 236H220L219 238L217 237H215L214 238ZM62 237V235L60 234L59 235V238H61ZM224 237V236H223ZM17 238V240H15ZM213 238V239H212ZM216 241H215V240ZM218 240V241H217ZM222 240V241H221ZM225 240V239H224ZM37 241L39 242L40 241V238L39 237H37ZM88 241H90L89 240V238L87 237V235L85 234V233H81L80 231H75L74 233H73V236L70 238V240H69V243H68V250H67V253H66V258H65V260H63V262H61L60 264H85L86 263V258H85V256L88 258V257H90V253L88 254V252H87V254H86V249H87V246H88V244H87V242ZM215 241V242H214ZM119 243V242H118ZM15 245H16V243H15ZM222 245V244H221ZM41 246V245H40ZM12 247V246H11ZM18 247V246H17ZM7 249V248H6ZM5 249V250H6ZM12 249V248H11ZM11 249H9L11 252L12 251H15V252H12V253H7L8 255H6V256H8V258L10 257V258H13V259H11V260H9V261H7V263L6 264H27V263H25V262H22L21 261V258L24 256V253H25V251H23L22 249L21 250H11ZM97 249H98V247H97ZM41 250V249H40ZM95 252V256L97 257V258H99V254L100 253H96V250L95 251H93V253ZM187 252V253H186ZM207 252V253H206ZM206 254V255H205ZM38 255L39 256H44V257H46L47 259H45L44 261H42L40 264H53V262L51 261V259H48L49 258V255H48V253H38ZM89 255V256H88ZM102 255V254H101ZM94 258V257H93ZM101 258V259H102ZM88 259H90V258H88ZM92 259V258H91ZM95 259V258H94ZM93 259V260H94ZM93 260H92V263H93ZM89 262L88 263H90L91 261L90 260H88ZM94 263H95V261H94ZM91 264V263H90ZM98 264V263H97ZM100 264V263H99Z\"/></svg>", "mask_w": 264, "mask_h": 264}]
</instances>
